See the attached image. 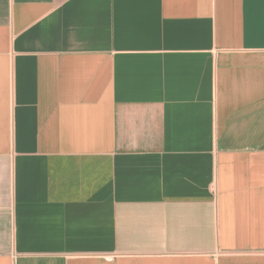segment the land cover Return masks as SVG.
<instances>
[{"label":"crops","instance_id":"obj_1","mask_svg":"<svg viewBox=\"0 0 264 264\" xmlns=\"http://www.w3.org/2000/svg\"><path fill=\"white\" fill-rule=\"evenodd\" d=\"M0 264H264V0H0Z\"/></svg>","mask_w":264,"mask_h":264}]
</instances>
